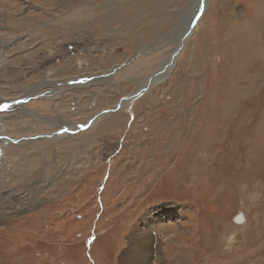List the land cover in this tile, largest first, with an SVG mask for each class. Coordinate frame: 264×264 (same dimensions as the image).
Masks as SVG:
<instances>
[{
  "label": "rangeland",
  "instance_id": "1",
  "mask_svg": "<svg viewBox=\"0 0 264 264\" xmlns=\"http://www.w3.org/2000/svg\"><path fill=\"white\" fill-rule=\"evenodd\" d=\"M194 2L0 0V118L20 141L0 142V264H123L137 228L156 242L140 264H264V0H209L166 81L60 146L9 118L29 117L5 101L24 82L54 87L45 60L66 64L60 126L117 107L173 56Z\"/></svg>",
  "mask_w": 264,
  "mask_h": 264
},
{
  "label": "crops",
  "instance_id": "2",
  "mask_svg": "<svg viewBox=\"0 0 264 264\" xmlns=\"http://www.w3.org/2000/svg\"><path fill=\"white\" fill-rule=\"evenodd\" d=\"M49 61L48 60H45L42 65H41V72H43L44 74H41V80L38 81V84L40 85L41 83L44 82L45 78L46 79H51L52 83H54V87H51V88H47L45 89L46 87H43L44 89L41 90L42 92H39V89L38 90V95H33V96H29V91L32 89L34 90V81H29L27 80V82H24V84H22V90H20V95L19 94H15V95H18V96H13L12 98H6L5 101L7 102H10L11 101H14V104L12 103H9L10 105L12 104V106H10V108L12 107H21V105L23 107H26V108H29V117H26V118H15L14 116H11L14 114L11 113L9 114L10 117L9 118H12V122L16 123L17 121H20V123H23V124H27V123H30L33 125V127H31L29 130L25 131V136L28 137V136H33L35 134H38V135H43V134H50V133H53L55 131H58V129L60 128L59 131H64V130H67V127H65L66 125H62L60 126V122H67L69 121V118H65L64 120H62V115L66 114L68 107H67V104H66V97L68 95V87L66 86V83L65 86H63V89L60 87V83H59V80H62V82H64L65 80V76L63 75L64 74V71H63V67L66 66L65 64V60H58V63H56L55 66V69L53 68H47L46 69V72L44 70V67L47 66V64H44V63H48ZM50 76H48L47 74ZM60 74V75H58ZM17 77L14 76L11 77V79H16ZM77 78V77H75ZM38 86V85H37ZM43 86H46V85H43ZM53 88V90H52ZM8 89L5 88V90ZM82 89L83 87L81 88L80 90V87H73L72 88V97H73V94L75 95L74 97H77L79 94H82ZM4 90V91H5ZM65 91L64 93V96L61 94L62 91ZM1 95H3V92H1ZM83 97V95H82ZM26 98V99H25ZM18 100V101H17ZM14 105V106H13ZM1 112L3 110H0ZM8 109H6L5 111H3L5 114H7ZM13 111V110H12ZM0 112V113H1ZM16 115V114H15ZM50 120H53L54 122L55 121H58V123H55V124H51L50 123ZM70 127H74L73 125H69ZM83 126V125H80V127ZM79 127V128H80ZM75 128V127H74ZM78 128V129H79ZM63 129V130H62ZM21 130V129H20ZM9 135L12 136V137H15V134L12 133V132H9ZM64 137L61 141L60 144H57V145H62L64 144L67 139H72L74 137L73 136H70L69 135H66V134H63ZM77 136V135H76ZM25 137V138H26ZM60 138V139H61ZM58 139V138H57ZM76 139V138H75ZM37 141V140H36ZM41 142H36L35 144H40ZM25 145V144H23ZM6 145H3V147H1L4 151V155H5V158H6V153L8 152V149L9 147H12V146H7L5 147ZM58 146V147H59ZM17 151H13L12 153H10V155H14L16 154ZM38 154H41V153H38ZM7 156V157H10ZM7 160H9L7 158ZM8 169L10 168V166L7 167ZM9 176V179L10 178H14L13 176H11L10 174H8Z\"/></svg>",
  "mask_w": 264,
  "mask_h": 264
},
{
  "label": "bare ground",
  "instance_id": "3",
  "mask_svg": "<svg viewBox=\"0 0 264 264\" xmlns=\"http://www.w3.org/2000/svg\"><path fill=\"white\" fill-rule=\"evenodd\" d=\"M208 1L209 0H195V2L192 4V10H191V12H189V17H190V20L188 21V24H186V25H188V26H186V28H184V26L182 27V28H184L183 29V31H182V34H181V40H180V42L177 44V46H176V50H175V52H174V54H173V56L171 57V58H169L167 61H166V63H163L162 64V66L157 70V71H155L151 76H150V78L149 79H151V84H153L154 85V87H155V85L157 86V85H160L161 83H163L164 81V79H165V81H166V79L169 77L168 75L172 72V70H174V68L176 67V63H177V57H178V55L176 56V54L178 53V51H180V53L183 51V49L185 48V45L189 42V40L191 39V37L195 34V29H196V27L192 30L191 29V23H192V21H193V19H194V17H195V15L198 13V11H199V9L201 8V6H202V4L203 5H205V12H206V10H207V6H208ZM204 12V13H205ZM188 17V18H189ZM197 25V24H196ZM182 30V29H181ZM179 53V54H180ZM170 61H171V63H172V65H170ZM1 63V62H0ZM148 82H149V80L147 81V82H145L144 84H142L139 88H138V90L137 91H140V90H142V89H144L147 85V88L148 87H150L149 86V84H148ZM136 91V92H137ZM121 104H122V108H121V110H123V109H125L126 107H127V105H129L130 104V102L129 101H127L126 99H124L122 102H121ZM116 108V107H115ZM114 109V108H113ZM121 110H119V111H121ZM1 112V111H0ZM99 115V114H98ZM100 116H102V115H100ZM99 116V117H100ZM98 117V118H99ZM1 118H3V117H1ZM0 118V142H6V143H11L12 141H10V140H12V139H14V138H10L8 135H6V133H5V130H4V125H3V123H2V119ZM97 118V119H98ZM95 123V120H94V122H93V124ZM74 128V127H73ZM63 130V129H62ZM76 130H78L77 128H75V129H67V130H64V131H70V132H72L71 134H75V131ZM64 131H61L62 132V134H63V132ZM79 132V131H78ZM59 136H60V131H58V132H54L53 133V135H51V136H46L47 138H45V139H51V138H53V139H56V138H59ZM27 140H32V138H30V139H27ZM14 141H16L15 143L16 144H19L18 142H20V141H18V140H14ZM152 217V216H151ZM150 219H153V218H150ZM149 221V220H148ZM153 221H151V223H152ZM148 224V223H147ZM150 229V228H149ZM135 232V233H134ZM134 232H133V234H132V236L135 234V236L137 237H132L131 239H130V247H129V249H128V253L127 254H125V256L123 257L124 258V260H123V264H140L141 262H144V259H142V258H140V252H139V250L141 249V248H143V247H147V245H149V246H152L153 245V243H154V246L156 245V242H155V240H154V238H153V236L151 237V236H149L148 238H145V237H143V235H145V233H147L144 229H135L134 230ZM137 233V234H136ZM148 235H149V233H148ZM146 236H147V234H146ZM143 239H148L147 241H145V240H143ZM135 245V246H134ZM154 251H155V249H154ZM144 257H147V259L149 258V255H146V256H144ZM141 261V262H140Z\"/></svg>",
  "mask_w": 264,
  "mask_h": 264
},
{
  "label": "water",
  "instance_id": "4",
  "mask_svg": "<svg viewBox=\"0 0 264 264\" xmlns=\"http://www.w3.org/2000/svg\"><path fill=\"white\" fill-rule=\"evenodd\" d=\"M204 12H205V5L202 4L201 8L199 9L198 13L195 15V17H194V19H193V21H192V23H191V29H192V30L196 27V24H197L198 20H199L200 17L204 14ZM179 53H180V51H178V53L176 54V56L179 55ZM173 65H174V64H173ZM173 65H172V66H173ZM148 84H149L150 87L147 88V86H148V85H147L144 89H142V90H140V91H137V92L133 93L132 95H130V96H128V97H125L124 99H126L127 101H129L130 103H132L134 100H136V99H138L139 97H141V96H142L147 90H149V89L153 86V84H151V79L149 80ZM0 108H2V107H0ZM121 108H122V104H121V102H120V104H119L116 108H114V109H109V110H105V111L101 112L99 115H96V116H95L92 120H90L85 126H81L76 132L79 131V133H80V132H82V131L88 129L89 127H91V126L93 125L94 120L96 121L97 118H98L100 115L108 114V113L115 112V111H119ZM2 110L5 111L4 108H3ZM65 132H69L70 134L72 133V132H70V131H65ZM76 132H75V134H76ZM61 134H62V132H60V135H61ZM14 140H15V139H12V140H10V141H12V142H16V141H14ZM0 152H2V150H1ZM245 221H246V218H245V216H244L243 213H240L237 217L234 218V222H235L236 224H240V225H241V224H244Z\"/></svg>",
  "mask_w": 264,
  "mask_h": 264
},
{
  "label": "snow or ice",
  "instance_id": "5",
  "mask_svg": "<svg viewBox=\"0 0 264 264\" xmlns=\"http://www.w3.org/2000/svg\"><path fill=\"white\" fill-rule=\"evenodd\" d=\"M8 105H3L2 108H0V110H2L3 108H7Z\"/></svg>",
  "mask_w": 264,
  "mask_h": 264
},
{
  "label": "flooded vegetation",
  "instance_id": "6",
  "mask_svg": "<svg viewBox=\"0 0 264 264\" xmlns=\"http://www.w3.org/2000/svg\"><path fill=\"white\" fill-rule=\"evenodd\" d=\"M33 138H34V137H33ZM23 140H25V138H24Z\"/></svg>",
  "mask_w": 264,
  "mask_h": 264
}]
</instances>
